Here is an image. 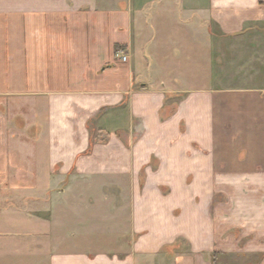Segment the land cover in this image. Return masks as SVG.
<instances>
[{
    "label": "crops",
    "instance_id": "0c3cea01",
    "mask_svg": "<svg viewBox=\"0 0 264 264\" xmlns=\"http://www.w3.org/2000/svg\"><path fill=\"white\" fill-rule=\"evenodd\" d=\"M262 25L264 0H0V203L40 206H0V264H264V86L197 64Z\"/></svg>",
    "mask_w": 264,
    "mask_h": 264
},
{
    "label": "rangeland",
    "instance_id": "374dc122",
    "mask_svg": "<svg viewBox=\"0 0 264 264\" xmlns=\"http://www.w3.org/2000/svg\"><path fill=\"white\" fill-rule=\"evenodd\" d=\"M256 31L246 32L242 35H235L231 37L222 38V36L214 30V36L209 39V43H213V49L210 51L207 48L206 44H199V59L197 61L199 71L202 76L200 78L206 79V73L209 71V74L213 75L214 86L223 85H248V86H264V27L255 28ZM185 30V29H184ZM185 33V31H183ZM186 35V34H185ZM187 39L182 40V43H179L175 48H170L172 51H177V56H180L181 60H177L173 64H180V68L175 65L171 66L167 72L169 78L176 80H190L191 71L194 69L191 67L196 61L191 60L192 47L194 45L190 44ZM178 48L179 50H177ZM210 48V47H209ZM209 52L210 55L207 54ZM211 65L212 67L208 66ZM176 68V69H175ZM178 73L179 75H175ZM167 74V75H168ZM158 78H161L158 76ZM202 81V80H200ZM203 83L205 82L202 81ZM200 82V83H202ZM263 89L257 88L255 90L257 97H264ZM228 93L223 91L216 92V110L217 112L222 111L223 100L227 99ZM226 97V98H225ZM229 100V99H227ZM237 100V99H236ZM220 106V107H219ZM221 116V115H220ZM222 124V119H221ZM235 128H239V124L235 125ZM43 198H40L41 201H45L46 194L43 195ZM11 206L18 211L31 212L32 208L35 206L40 207L36 204L34 198L30 197H21L14 200H8L7 202L0 206ZM45 203L43 204L45 213Z\"/></svg>",
    "mask_w": 264,
    "mask_h": 264
},
{
    "label": "built area",
    "instance_id": "2783aa9c",
    "mask_svg": "<svg viewBox=\"0 0 264 264\" xmlns=\"http://www.w3.org/2000/svg\"><path fill=\"white\" fill-rule=\"evenodd\" d=\"M122 59H123V60H125V59H126V56H125V55H123V56H122Z\"/></svg>",
    "mask_w": 264,
    "mask_h": 264
}]
</instances>
